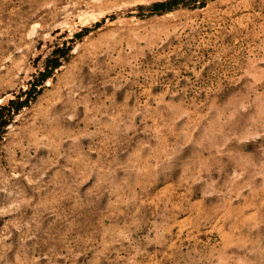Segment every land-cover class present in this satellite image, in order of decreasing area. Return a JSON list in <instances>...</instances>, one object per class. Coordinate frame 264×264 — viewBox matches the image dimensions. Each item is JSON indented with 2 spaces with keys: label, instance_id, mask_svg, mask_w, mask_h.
Returning a JSON list of instances; mask_svg holds the SVG:
<instances>
[{
  "label": "rangeland",
  "instance_id": "rangeland-1",
  "mask_svg": "<svg viewBox=\"0 0 264 264\" xmlns=\"http://www.w3.org/2000/svg\"><path fill=\"white\" fill-rule=\"evenodd\" d=\"M163 1L0 0V264H264V0Z\"/></svg>",
  "mask_w": 264,
  "mask_h": 264
},
{
  "label": "trees",
  "instance_id": "trees-1",
  "mask_svg": "<svg viewBox=\"0 0 264 264\" xmlns=\"http://www.w3.org/2000/svg\"><path fill=\"white\" fill-rule=\"evenodd\" d=\"M183 0H165L163 2H157L152 4V8L155 11H159V10H169L172 9L174 7H176L177 5H179ZM60 51V50H55ZM58 65L56 60H53V62L51 63L50 69L55 68ZM50 69L48 70L47 68V72L46 73H41V80H43L46 77V74L50 71ZM10 103L13 102V100L9 101Z\"/></svg>",
  "mask_w": 264,
  "mask_h": 264
}]
</instances>
